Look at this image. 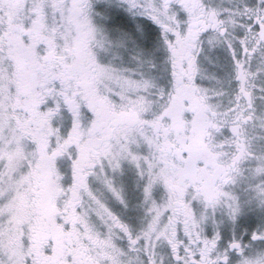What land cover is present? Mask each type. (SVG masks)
Masks as SVG:
<instances>
[{
	"label": "snow or ice",
	"instance_id": "snow-or-ice-1",
	"mask_svg": "<svg viewBox=\"0 0 264 264\" xmlns=\"http://www.w3.org/2000/svg\"><path fill=\"white\" fill-rule=\"evenodd\" d=\"M0 264H264V0H0Z\"/></svg>",
	"mask_w": 264,
	"mask_h": 264
}]
</instances>
